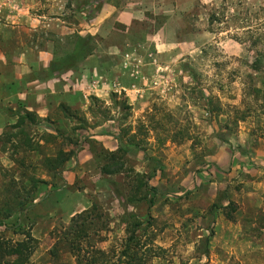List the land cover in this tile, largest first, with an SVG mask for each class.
<instances>
[{"label":"rangeland","instance_id":"374dc122","mask_svg":"<svg viewBox=\"0 0 264 264\" xmlns=\"http://www.w3.org/2000/svg\"><path fill=\"white\" fill-rule=\"evenodd\" d=\"M40 1L30 3L33 10L40 9ZM103 1L48 4L50 10L76 12L97 10ZM106 2L113 12L111 27L104 31L117 64L116 92L108 96L109 108L98 103L97 113L80 111L79 116L92 126L113 121L125 169L142 175L155 192L136 204L118 201L109 181L124 193L129 170H123L124 176H97L95 166L100 171L103 161L98 155L105 149L89 140L95 153L91 167L84 165L89 176L67 185L61 175L56 186L50 179L39 186L30 216L35 223L48 219L54 227L36 238L37 251L28 264L78 263L66 246L56 244L59 235L53 233L68 226L78 197L86 209L99 208L90 243L111 264L128 237L123 211L142 221L134 251L144 264H264V0ZM102 34L89 43L100 45ZM60 54L64 61L74 56L68 50ZM9 110L6 115L15 117L16 110ZM74 126L48 125L32 134L47 131L74 140L82 135L72 131ZM3 149L0 144L6 154L0 166L17 178L20 169ZM28 158L37 163L42 156L32 152ZM40 172L36 175L43 177ZM53 188L66 199L63 210L53 205Z\"/></svg>","mask_w":264,"mask_h":264},{"label":"crops","instance_id":"0c3cea01","mask_svg":"<svg viewBox=\"0 0 264 264\" xmlns=\"http://www.w3.org/2000/svg\"><path fill=\"white\" fill-rule=\"evenodd\" d=\"M32 1L0 0V136L6 126L16 123V117L6 115V108L34 113L44 125L42 130L50 128L48 125L73 126L76 120L66 118L62 106L79 115L80 111H90V99H94L109 108L108 96L116 92L113 82L117 64L104 31L107 25L111 27L113 12L106 0H101L97 11L76 12L50 10L49 0H41L40 9L33 10ZM98 33H103L104 41L94 45L92 53L77 61L62 59L61 51L73 53L79 38L95 37ZM112 123L110 120L106 125L92 126L86 121V128L80 130L76 156L63 167L64 184L72 185L76 177L89 176L84 167H91L95 155L89 140L107 151L117 150L119 132ZM4 155L0 152V164L5 161ZM95 167V174L102 176ZM59 190L52 189L57 193L53 205L63 210L66 199L59 196ZM77 199L70 208V217L86 210V203ZM53 227L50 220L38 218L32 235L38 239L41 234L46 237Z\"/></svg>","mask_w":264,"mask_h":264},{"label":"trees","instance_id":"16d2710c","mask_svg":"<svg viewBox=\"0 0 264 264\" xmlns=\"http://www.w3.org/2000/svg\"><path fill=\"white\" fill-rule=\"evenodd\" d=\"M88 1L91 0H86L87 3ZM89 40L90 37L78 39L71 60L77 61L92 53L94 45H91ZM97 104L98 102L92 99L90 107L92 114L97 113L94 112ZM117 104L115 102L119 108ZM61 109L66 118L74 122L76 120L77 126L72 128L74 133L86 128L84 118L63 106ZM14 116L16 123L9 125L0 136V144L4 148L3 150L10 152L11 160L20 169L16 178L13 172L0 166L2 178L0 185V264L29 263L38 247V240L32 235L36 218L33 215L30 216V210L39 197V186L50 184L47 179H50L54 186L57 185L61 179L64 165L76 156L80 139V135H76V139L73 140L57 133L62 140L59 143L58 135L47 131L36 137V134H32L33 131L38 127L42 128L44 125H41L42 121L34 113L17 110ZM117 137L119 146L116 151L102 150L98 155V157L103 155V161L100 165L101 175L105 177L124 176L123 170H129L127 177L124 178L127 182L124 186L128 187L125 191L126 194L122 190L119 191L117 182L109 181L113 194L118 201L125 198L126 206L145 201L148 192H155V188L143 181L144 177L139 173H134L131 168L125 169L126 164L122 156L124 150L121 145L120 133ZM65 146L70 147V149H65ZM45 151L54 154H47ZM32 152H37L42 156L37 163L29 161L28 154ZM19 154L22 156L18 157ZM38 168L41 169L40 173L43 177L36 175ZM152 203L153 198L148 200V204L151 205ZM97 211L99 208L93 205L90 209L72 216L70 223L63 228V231L55 230L53 232L54 235H59H57L56 244L66 246L68 252L77 260V264H111L110 260L105 259L107 258L105 252L98 249L93 251V246L90 243V232L95 230L94 226L97 222L94 219V213ZM226 218L232 220L231 214L226 213ZM121 222L128 237L123 245L124 250L119 253L117 261L112 264H144L141 257H138L134 251L140 246L138 232L142 221L136 219L133 214L123 211ZM7 233L10 236H7ZM87 247L90 251L87 250ZM121 258H124V261Z\"/></svg>","mask_w":264,"mask_h":264}]
</instances>
